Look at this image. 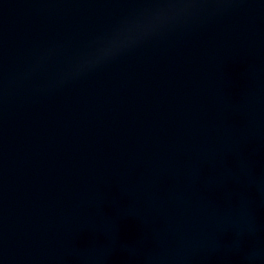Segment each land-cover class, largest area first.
Returning <instances> with one entry per match:
<instances>
[{"label": "water", "instance_id": "water-1", "mask_svg": "<svg viewBox=\"0 0 264 264\" xmlns=\"http://www.w3.org/2000/svg\"><path fill=\"white\" fill-rule=\"evenodd\" d=\"M0 264H264V0H0Z\"/></svg>", "mask_w": 264, "mask_h": 264}]
</instances>
